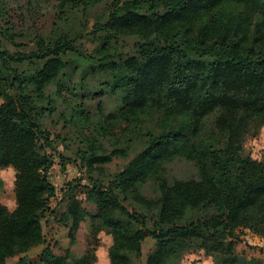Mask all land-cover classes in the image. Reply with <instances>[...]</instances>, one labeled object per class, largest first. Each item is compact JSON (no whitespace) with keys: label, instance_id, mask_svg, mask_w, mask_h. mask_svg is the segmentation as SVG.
Wrapping results in <instances>:
<instances>
[{"label":"trees","instance_id":"trees-1","mask_svg":"<svg viewBox=\"0 0 264 264\" xmlns=\"http://www.w3.org/2000/svg\"><path fill=\"white\" fill-rule=\"evenodd\" d=\"M58 2L52 33L37 35L35 48L12 49L18 34L0 0V168L15 171L16 198L0 204V264H28L36 247L41 264L96 262L93 249L55 250L45 231L54 215L72 243L87 218L96 237L112 234L110 264H140L149 236L156 245L146 264H176L199 250L215 264L263 263L238 251L236 231L264 237V162L242 154L264 126V0ZM102 4L89 51L78 41ZM123 36L135 38L131 53ZM104 96L119 105L95 117L88 103ZM49 117L90 130L75 155L90 182L66 183L61 212L49 201L57 189L48 149L61 137ZM115 158L128 161L110 174ZM177 158L193 161L197 176L171 177Z\"/></svg>","mask_w":264,"mask_h":264},{"label":"rangeland","instance_id":"rangeland-1","mask_svg":"<svg viewBox=\"0 0 264 264\" xmlns=\"http://www.w3.org/2000/svg\"><path fill=\"white\" fill-rule=\"evenodd\" d=\"M7 8L9 18L13 29L17 32L18 36L15 38L17 44L9 42L8 45L12 49L27 48L32 49L36 46L37 35H49L55 28L57 23V8L58 0H2ZM105 7L104 4L98 6L89 17V25L86 30L84 38L78 42L85 49L93 51L97 46V41L94 40V35L90 33L96 22V16L93 14H99L101 9ZM122 50L131 53L133 50V44L135 38L131 36L122 37ZM119 101L116 97L104 96L94 99L88 103L89 108L96 116L99 115V108L103 109V114L114 113L116 111ZM209 122L214 121V116L208 117ZM49 122V129L55 136L61 135L59 140L55 143V148L48 149V152L54 156L53 165V181L57 182V194L53 196L49 201L52 207H58L61 212L65 209L66 204L62 203L64 197V189H66V183L75 178H82L83 184H88L87 171L81 168V163L76 159V152L79 148H84V143H81L83 136L88 134L90 130L85 129L83 126L78 125L76 127L66 126L62 121L58 124H52L49 118L46 119ZM150 128H157L156 122H149ZM114 131L120 136H124L127 133V123L122 121L116 123L113 127ZM105 145L111 148V141H105ZM63 154L66 158L63 163L60 154ZM244 156H251L253 158L260 159L264 162V126L258 135L249 137L244 145L242 151ZM70 158V159H68ZM75 158V159H74ZM127 159L115 158L113 161L106 164L108 172L110 174L117 172L126 163ZM169 175L172 177H194L197 176L198 170L195 163L185 158H177L169 165ZM0 204L8 206L12 205L15 199V171L12 168H0ZM151 187H147V192H150ZM82 206L89 212H95L96 206L86 200L83 192H78ZM60 204V205H59ZM59 205V206H57ZM55 218V219H53ZM45 231L48 233L47 237L55 243V250L63 253L67 247H71L75 256H80L85 251H92L97 255L96 262L92 264H110L109 260V247L112 244L113 236L106 230L100 231L98 236H95L94 227L92 221L87 218L82 222L81 226L75 231V241L72 243L69 231L62 226L57 220L56 215L51 217V222L45 224ZM237 234V249L241 254L246 255L249 258L260 259L264 264V237L254 233L249 229H238ZM156 241L151 236L147 237L143 242L142 256L138 260L140 264H146L150 252L155 248ZM41 247H36L29 252L28 264H41L39 257ZM176 264H215L213 258L205 253L203 250H199L194 253L185 255V257Z\"/></svg>","mask_w":264,"mask_h":264},{"label":"built area","instance_id":"built-area-1","mask_svg":"<svg viewBox=\"0 0 264 264\" xmlns=\"http://www.w3.org/2000/svg\"><path fill=\"white\" fill-rule=\"evenodd\" d=\"M53 169V168H52ZM52 169L50 170V172H49V178H50V180H51V182L54 184V186L55 187H57V182H54L52 179H53V177H52V173H53V171H52ZM57 194V193H56ZM55 197V196H54Z\"/></svg>","mask_w":264,"mask_h":264},{"label":"crops","instance_id":"crops-1","mask_svg":"<svg viewBox=\"0 0 264 264\" xmlns=\"http://www.w3.org/2000/svg\"><path fill=\"white\" fill-rule=\"evenodd\" d=\"M52 171H54V170L52 169ZM15 202H16V198L14 199V201H13L12 205H13V204H15Z\"/></svg>","mask_w":264,"mask_h":264}]
</instances>
